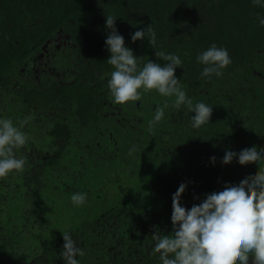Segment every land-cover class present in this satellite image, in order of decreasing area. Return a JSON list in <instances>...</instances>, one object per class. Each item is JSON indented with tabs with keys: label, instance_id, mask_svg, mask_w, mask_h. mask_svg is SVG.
<instances>
[{
	"label": "trees",
	"instance_id": "obj_1",
	"mask_svg": "<svg viewBox=\"0 0 264 264\" xmlns=\"http://www.w3.org/2000/svg\"><path fill=\"white\" fill-rule=\"evenodd\" d=\"M107 16L141 66L167 63L155 55L161 51L180 57L174 74L193 104L212 107L209 123L192 128L187 106L174 108V97L155 90L113 102ZM260 16L264 7L251 0H0V117L26 120L28 137L16 151L26 158L23 171L0 179L8 192L0 194V264H64L65 231L85 253L80 264H160L152 234L171 232L167 215L181 183V204L190 208L259 167L235 156L221 161L226 148L264 144ZM148 25L155 43L131 41ZM212 44L226 48L231 63L204 78L196 57ZM165 101L150 132L148 121ZM97 142L108 144L104 152ZM109 181L123 188L95 190ZM75 192L87 193L85 204L71 203ZM94 206L103 214L92 217Z\"/></svg>",
	"mask_w": 264,
	"mask_h": 264
},
{
	"label": "clouds",
	"instance_id": "obj_2",
	"mask_svg": "<svg viewBox=\"0 0 264 264\" xmlns=\"http://www.w3.org/2000/svg\"><path fill=\"white\" fill-rule=\"evenodd\" d=\"M253 5L264 7V0H251ZM264 24V16L258 17ZM105 27L110 30L104 41L110 53L107 63L113 66L107 87L114 103L124 104L138 101L142 92L155 90L163 97H174L171 106H187L191 115V126L196 129L209 123L212 107L203 101L193 104L175 76L182 61L176 54L155 53L167 63L160 64L148 60L142 66L138 57L124 44V37L115 28V17L105 18ZM155 43L156 33L151 25L138 29L131 35V41L145 39ZM196 60L203 65L201 76L211 78L222 75V70L231 63L226 48L212 44L197 55ZM169 103L156 108L148 121V130L165 116ZM26 120L13 123L11 119L0 117V179L8 177L14 170L23 171L26 158L17 156L16 151L28 143L22 130ZM135 146L129 149V155ZM233 156L240 161L254 160L259 167L238 179L222 183L198 204L186 208L181 204V194L187 185L181 183L172 194L171 232L164 234L158 229L153 232V253L159 254L160 264H264V144L244 143L233 152L223 151L222 163H229ZM215 163V157H210ZM74 206L87 201V193L75 192L70 197ZM63 245L60 257L64 264H80L78 257L84 251L74 241L71 233H62Z\"/></svg>",
	"mask_w": 264,
	"mask_h": 264
},
{
	"label": "flooded vegetation",
	"instance_id": "obj_3",
	"mask_svg": "<svg viewBox=\"0 0 264 264\" xmlns=\"http://www.w3.org/2000/svg\"><path fill=\"white\" fill-rule=\"evenodd\" d=\"M97 145H98V147L100 148V150L102 151V152H104V150L107 148V146H108V144H104L103 142H97ZM109 148V147H108ZM16 154H18V153H16ZM17 156H19V155H17ZM116 175V174H115ZM111 180V179H110ZM110 183L112 182V181H109ZM160 187V186H159ZM123 188V185L120 183V185H115L114 184V182L113 183H111L110 184V186H109V184H108V187H104L103 185H98V187L95 189V190H103L104 192H107V193H109V192H111V191H116V190H119V189H122ZM5 189H6V187H4V186H2V189L0 190V194H2L4 191H5ZM161 189V188H160ZM159 189V190H160ZM155 190H156V194L159 196V194H158V191H157V189L155 188ZM6 193H8L7 191H5ZM160 197V196H159ZM166 197L168 198V196L166 195ZM106 202H109V201H106ZM170 202V201H169ZM49 203V202H48ZM48 205V204H47ZM49 208H50V203H49V205H48V207L46 208V210H44V212L45 211H47V212H49ZM93 209L94 210H92V212L93 213H91V215H92V217H97L98 215H101V214H103L101 211H103L104 209L101 207V206H94L93 207ZM96 213H98V214H96ZM167 217L169 218V220H170V216H168L167 215ZM75 219V222L76 221H80L79 219H77V217L76 218H74ZM48 223H50L49 221H47ZM40 223L42 224V225H44V224H48V223H44L43 222V220L42 221H40ZM63 228H64V230H66V224L63 226ZM159 228H161L160 226H159ZM249 264H251V256L249 257Z\"/></svg>",
	"mask_w": 264,
	"mask_h": 264
},
{
	"label": "rangeland",
	"instance_id": "obj_4",
	"mask_svg": "<svg viewBox=\"0 0 264 264\" xmlns=\"http://www.w3.org/2000/svg\"><path fill=\"white\" fill-rule=\"evenodd\" d=\"M91 177H92V175L90 176V178H89V177H88V178L91 179ZM91 180H92V179H91Z\"/></svg>",
	"mask_w": 264,
	"mask_h": 264
}]
</instances>
